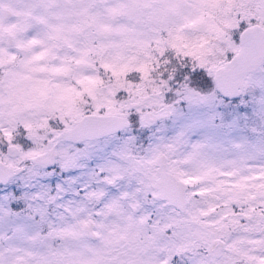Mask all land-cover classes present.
<instances>
[{
    "label": "snow or ice",
    "instance_id": "6c2138e0",
    "mask_svg": "<svg viewBox=\"0 0 264 264\" xmlns=\"http://www.w3.org/2000/svg\"><path fill=\"white\" fill-rule=\"evenodd\" d=\"M0 264H264V0H0Z\"/></svg>",
    "mask_w": 264,
    "mask_h": 264
}]
</instances>
